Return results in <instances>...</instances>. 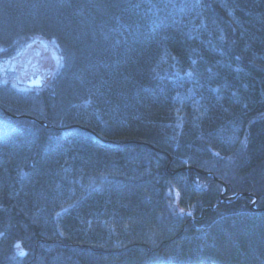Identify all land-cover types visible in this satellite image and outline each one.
Here are the masks:
<instances>
[{"label": "trees", "instance_id": "obj_1", "mask_svg": "<svg viewBox=\"0 0 264 264\" xmlns=\"http://www.w3.org/2000/svg\"><path fill=\"white\" fill-rule=\"evenodd\" d=\"M263 208L264 0H0V264H264Z\"/></svg>", "mask_w": 264, "mask_h": 264}, {"label": "rangeland", "instance_id": "obj_2", "mask_svg": "<svg viewBox=\"0 0 264 264\" xmlns=\"http://www.w3.org/2000/svg\"><path fill=\"white\" fill-rule=\"evenodd\" d=\"M59 61L56 46L52 42L36 40L17 57L3 64L1 72L11 78L13 85L25 88L24 81L28 76L47 69L55 72Z\"/></svg>", "mask_w": 264, "mask_h": 264}, {"label": "water", "instance_id": "obj_3", "mask_svg": "<svg viewBox=\"0 0 264 264\" xmlns=\"http://www.w3.org/2000/svg\"><path fill=\"white\" fill-rule=\"evenodd\" d=\"M52 74H53V71L50 70V69L41 70L38 73H35V74H32V75L28 76L25 79V81H24V86H25L26 89H31V90L32 89H40L47 82V80L51 78ZM6 115L9 116V117H12L14 119L26 118V119L33 120L32 117H29V116H26V115H11L9 112H6ZM39 124L40 125H43V126H46V124L43 121H39ZM197 172L199 174L204 175V176H210V177L213 178L214 181L220 182L210 172H204V171H201V170H197ZM226 192H227V190L225 189L223 194H225ZM223 194L220 195V198H221V201L222 202L231 200L235 196V195H231V196H229V197H227V198L224 199L223 198ZM242 196H249V197L255 199V196L253 194H249V193H244ZM250 208L251 209H254V202H252L250 204ZM262 210H264V208Z\"/></svg>", "mask_w": 264, "mask_h": 264}, {"label": "bare ground", "instance_id": "obj_4", "mask_svg": "<svg viewBox=\"0 0 264 264\" xmlns=\"http://www.w3.org/2000/svg\"><path fill=\"white\" fill-rule=\"evenodd\" d=\"M224 193V191L221 193V194H223ZM227 193V192H226ZM226 193L225 194H223V198L225 199V198H227V197H225V195H226ZM229 197V196H228ZM226 202V201H225Z\"/></svg>", "mask_w": 264, "mask_h": 264}]
</instances>
